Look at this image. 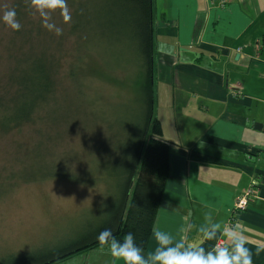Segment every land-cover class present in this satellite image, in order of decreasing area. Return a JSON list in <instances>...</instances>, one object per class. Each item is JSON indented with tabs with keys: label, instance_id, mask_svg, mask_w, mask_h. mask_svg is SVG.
I'll list each match as a JSON object with an SVG mask.
<instances>
[{
	"label": "crops",
	"instance_id": "1",
	"mask_svg": "<svg viewBox=\"0 0 264 264\" xmlns=\"http://www.w3.org/2000/svg\"><path fill=\"white\" fill-rule=\"evenodd\" d=\"M220 1L153 0L154 35L157 27L169 43L156 52L154 37V115L170 144V176L143 252L155 251V230L188 244L211 223L220 229L201 241L204 249L227 243L236 201L253 186L233 228L243 233L252 264H264V0ZM66 260L124 264L107 245Z\"/></svg>",
	"mask_w": 264,
	"mask_h": 264
},
{
	"label": "trees",
	"instance_id": "2",
	"mask_svg": "<svg viewBox=\"0 0 264 264\" xmlns=\"http://www.w3.org/2000/svg\"><path fill=\"white\" fill-rule=\"evenodd\" d=\"M67 5L71 9L67 35L74 37L75 44L67 73L76 82V95L84 101L85 112L88 109L93 121L102 123L105 102L120 101L122 114L129 116L132 123L122 128L108 146L88 151L84 159L73 156L80 158L79 167L65 166L59 159L46 163L44 157L33 155L31 173L21 178L24 182L52 178L81 186L100 185L103 191L107 187L104 216L73 240L11 253L0 259V264H56L102 246L97 236L106 228L120 241L132 233L136 244L146 249L170 176V144L162 138L161 123L154 115L153 0H67ZM11 7L16 9L20 23H31L27 0H16ZM30 31L33 32L31 28ZM14 33L19 34L20 30ZM17 63L27 70H16L15 91L5 93L9 96L0 95V133L21 132L27 127L39 135L42 124L48 126L56 119L49 105L55 103L58 92L55 82L59 61L56 65L48 54L38 52ZM118 69L124 74L122 80ZM88 79L104 83L101 89L92 88L95 97L90 93ZM111 87L114 95L111 91L103 94L102 90ZM106 132L111 134L114 129ZM44 135L48 142L57 140L55 135ZM43 141L39 138L31 150L37 151L45 144Z\"/></svg>",
	"mask_w": 264,
	"mask_h": 264
},
{
	"label": "rangeland",
	"instance_id": "3",
	"mask_svg": "<svg viewBox=\"0 0 264 264\" xmlns=\"http://www.w3.org/2000/svg\"><path fill=\"white\" fill-rule=\"evenodd\" d=\"M15 1L0 0V7L4 4L11 7ZM69 10L71 12L70 7ZM28 17L31 23L22 21L19 34H15L0 22V95L9 96L5 93L15 91L13 76L16 70H27V67H20L17 63L20 58L45 52L50 60L54 59L56 65L58 60L60 65L56 72L55 83L58 92L55 94V103L49 105V110L54 112L52 115L56 116V119L48 125L49 127L45 123L42 124L43 129L39 135L27 127L21 132L15 130L7 134L0 133V259L11 253L59 246L67 240L75 239L104 216V207L101 205L108 200L107 187L103 191V186L100 185L81 186L52 178L32 183L24 182L21 178H26L31 173L30 159L33 155L37 153L44 157L46 163L59 159L58 162L65 166L79 167L80 158L75 159L73 156L84 159L88 151L108 146L122 128L132 123L129 116L122 114L120 101L105 102L102 123L93 121L94 116L90 115L88 109V112H85L84 101L76 95V82L67 73L73 60L72 47L75 45L74 37L67 35L70 23L63 24L62 18L56 15V23L63 28L62 35L57 36L42 27L33 10L29 11ZM154 21H157L156 13ZM158 31L156 27L155 51L161 53L165 52L169 43L161 38ZM120 70H117V75L122 80L124 74ZM87 82L92 95L95 94L93 87H104V83L100 84L97 80L88 79ZM158 87L160 91L161 84H158ZM113 90L115 89L111 87L102 92L107 95L111 91L113 94ZM112 99L118 100L116 96ZM159 106L163 112L162 99ZM108 128L114 129V132L107 133ZM44 133L55 135L57 140L54 143L57 146L51 141L48 142V136ZM39 138H44L45 144L37 151L31 150ZM69 261L75 263L76 260ZM62 264H68V261Z\"/></svg>",
	"mask_w": 264,
	"mask_h": 264
},
{
	"label": "clouds",
	"instance_id": "4",
	"mask_svg": "<svg viewBox=\"0 0 264 264\" xmlns=\"http://www.w3.org/2000/svg\"><path fill=\"white\" fill-rule=\"evenodd\" d=\"M27 3L39 17L42 27L57 36L62 35L63 28L54 17L59 15L63 24L71 22L67 0H27ZM0 22L13 31H19L22 27L16 9L7 4L0 7ZM101 206L104 207L103 204ZM219 229L220 226L215 223L202 227L199 240L188 244L174 242L169 233L155 230L153 236L157 247L147 256L136 244L132 233L126 234L120 241L110 228H106L98 234L97 240L100 245H107L111 255L123 260L124 264H252V255L245 246L246 239L237 228L224 230L227 243L217 245L211 251L204 249L201 241L215 239Z\"/></svg>",
	"mask_w": 264,
	"mask_h": 264
},
{
	"label": "built area",
	"instance_id": "5",
	"mask_svg": "<svg viewBox=\"0 0 264 264\" xmlns=\"http://www.w3.org/2000/svg\"><path fill=\"white\" fill-rule=\"evenodd\" d=\"M221 5H224L227 0H221ZM255 188L253 186L249 187L248 189H246L243 194L238 198V200L236 201V204L232 210V213L230 215V219H229V222H228V227L230 228H233L235 226V224L237 223V220H238V217L240 216V214L242 212H244L249 203L251 202L252 198L254 197L255 195ZM226 242L223 240V239H219L214 248L217 246V245H221V244H225Z\"/></svg>",
	"mask_w": 264,
	"mask_h": 264
}]
</instances>
